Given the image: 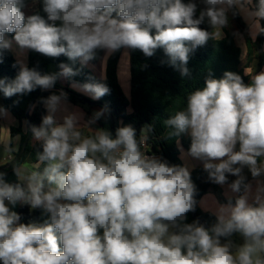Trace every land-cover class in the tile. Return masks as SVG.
Segmentation results:
<instances>
[{
    "label": "clouds",
    "instance_id": "1",
    "mask_svg": "<svg viewBox=\"0 0 264 264\" xmlns=\"http://www.w3.org/2000/svg\"><path fill=\"white\" fill-rule=\"evenodd\" d=\"M40 2L47 19L26 16L28 0H0V63L14 41L18 68L14 79L0 78V93H51L40 98L46 109L41 123L28 125L41 148L35 165L13 166L15 184L0 171V264H264V71L251 74L247 84L231 71L220 79L209 73L186 107L164 120L170 136L190 137L188 155L202 162L208 180L235 194L205 227L186 222L198 203L189 168L144 150L152 124L139 135L131 124L115 135L93 129L109 114L106 105L84 121L82 112L67 111L63 89L51 91L80 69L60 63L58 72L41 74L26 63L28 51L64 55L83 68L101 51L105 58L121 50L124 57L135 50L152 57L162 48L167 63L191 77L190 54L209 39L224 38L230 13L243 19L253 42L264 35V0H200L202 8L196 0ZM205 22L211 32L200 27ZM233 36L242 40L239 32ZM70 87L93 100L110 93L104 82L72 80ZM7 115L0 106V117ZM4 148L15 161L17 149L11 142ZM17 203L41 209L48 220L20 223L10 208ZM235 234L242 244L233 242Z\"/></svg>",
    "mask_w": 264,
    "mask_h": 264
},
{
    "label": "trees",
    "instance_id": "2",
    "mask_svg": "<svg viewBox=\"0 0 264 264\" xmlns=\"http://www.w3.org/2000/svg\"><path fill=\"white\" fill-rule=\"evenodd\" d=\"M36 1L37 10L32 14H39L47 19L42 3L40 0ZM183 2L187 3L188 0H183ZM231 17L240 33L245 36L248 48L250 50L255 49L258 52L259 62L262 64L264 61V35H259L256 41L253 42L248 36L247 25L243 19L239 16L233 17L231 15ZM200 27L209 32L212 31L207 22L201 24ZM224 34L223 39H209L204 46L198 47L190 54L187 67L191 71V77H181L180 73L167 63L168 57L162 48L157 49L152 57L144 56L139 50L130 51L131 89L129 99L124 94L118 77V65L123 50L109 56L103 80L92 72L87 65L81 68L79 61L73 64L64 55L58 58H50L34 51H28L27 65L29 68H35L41 74H49L51 66L55 67L56 72H58L60 63H66L75 69H80L78 75L67 79L66 86H61L57 81L51 91L58 92L63 89L68 94L67 101L73 105H86L92 102L100 109L106 105L109 114L97 123L100 128L108 129L113 135H115L116 128L122 125L131 124L137 130V135H139L143 125L152 124L154 132L150 134L146 152L149 155H159L160 158L171 165L184 166L180 158V151L181 148L189 151L190 137L188 135L170 136L169 133L172 130L165 127L164 120L174 115L176 111L183 110L186 107L187 96L196 89L204 87L205 78L209 73L213 78L220 79L223 78L226 71H231L239 74L244 82L248 83L249 78L242 67V50L231 31L225 28ZM6 38L12 39V34H6ZM98 60L99 56L88 63L96 64ZM15 62L16 57L12 51L4 52L3 61L0 63V78H7L8 80L15 78L18 72V68L14 67ZM72 80L78 83L104 82L109 87L110 93L99 100H93L89 95L73 90L70 87ZM37 93V99L33 104L35 107H31L27 113V108ZM50 94L49 91H43L39 88L31 93L14 95L10 98L4 97L0 93V106L6 108L20 122L25 123L27 121V124L25 123L27 128L28 125L38 126L41 123L42 116L46 115L43 103L39 102L40 98L47 97ZM17 131V129L12 128L11 134L15 135ZM27 135L28 133L23 135L22 145ZM40 150L39 142L36 141L32 144L29 141L25 152L15 164L0 169V171L6 173V181L13 184L18 183L13 166L24 164L28 159L32 164H35L36 153ZM191 179L197 189L196 200L198 203L195 209L197 219L192 216V212H189L186 222L191 223L194 220H199L200 223L211 227L216 222V217L212 213L200 209L201 199L210 191L216 193L222 203H227L228 199L222 195L217 184L208 180V174L202 167L191 172ZM231 181L229 179V182ZM18 214L21 217L19 222L24 224L36 223L42 225L48 220V216L41 209H32L26 204L20 205Z\"/></svg>",
    "mask_w": 264,
    "mask_h": 264
},
{
    "label": "crops",
    "instance_id": "3",
    "mask_svg": "<svg viewBox=\"0 0 264 264\" xmlns=\"http://www.w3.org/2000/svg\"><path fill=\"white\" fill-rule=\"evenodd\" d=\"M196 2H197L199 7H201V8L203 7L202 4L200 3V0H196ZM37 6L38 5H37L36 0H35V2H33V0H30L27 3V6L25 8H23L22 10L24 11L25 15L28 16L37 10ZM229 17H230L231 25L227 29L231 32L232 31H235V32L239 31L237 26H236V23L234 22V20L232 19L230 14H229ZM239 33H240V31H239ZM248 36H249V34H248ZM236 41L242 50V56H241L242 67L245 70V74H246V72L249 74V75H247V74L246 75L249 78L248 83H250V75L251 74H256V73H259L261 71H264V61L262 64H260L259 58H258V52L255 49L250 50L248 48L246 38L243 34H242V40H238L236 38ZM27 56H28V52H27ZM97 56H99L98 62L96 64H89L88 63L87 67L91 71H93L99 78H102V77L105 78L106 63H107L109 56L107 58H105V53L102 51L98 52ZM263 60H264V58H263ZM26 63H27V59H26ZM119 64H120V61H119ZM49 72H50V69H49ZM55 72H56V68L54 67V70L51 73H55ZM118 77L120 79L119 65H118ZM58 83L61 86H66L67 85V79L60 78V79H58ZM124 92H125V90H124ZM65 107H66L68 112H72V111L82 112L84 115V121H86L88 118H90L94 112L100 110V108L97 106H92V107H90V109H86L84 107L75 106V105L69 103L68 101H67ZM84 121H82L81 123H83ZM92 127H93V129L100 128L98 126L97 122H96V124L92 125ZM12 128H15L18 130L17 133H15V135L11 134ZM27 133H28L27 125L24 122L22 123L18 119H16L10 112H8V115L6 117H0V169L3 167H8L7 165L11 161L7 151H5L4 146L6 144H8L9 142H11V145L17 149V151L15 152V154L17 155L21 151V148H22L23 135L27 134ZM85 133L88 134L86 130H85ZM17 137H19V138L17 139ZM30 141L32 144L34 142H36V141H33L32 139ZM188 152L189 151H185L184 149L181 148L180 158L182 160L183 165L187 166L189 168L190 173L197 168H200V167L203 168L202 162L192 158L190 155H188ZM24 164L29 165V166L35 165V164H32V162L29 159ZM245 174L250 178L249 181H252L251 174L247 168L245 169ZM229 179L233 180V179H235V177L229 176ZM252 182H253V185L255 186V182L254 181H252ZM217 186L220 189V192L222 193V195L226 199H228L230 196L234 197L235 194H232L227 189V185H224V186L217 185ZM222 204H225V203L220 202L216 193H214L213 191H210L201 199V201L199 203V207L202 211L209 212V213H212L214 215V213L216 212V209L219 207V205H222ZM20 205H21V203H20Z\"/></svg>",
    "mask_w": 264,
    "mask_h": 264
},
{
    "label": "rangeland",
    "instance_id": "4",
    "mask_svg": "<svg viewBox=\"0 0 264 264\" xmlns=\"http://www.w3.org/2000/svg\"><path fill=\"white\" fill-rule=\"evenodd\" d=\"M229 22H230V17H229ZM57 24H59V22H57ZM230 25H231V22L229 23V26ZM233 32H235V31H232V33ZM237 32H239V31H237ZM15 48H16V45L13 42L14 51H12V52H13L14 56L17 59ZM53 70H54V67L51 66L49 74H51V72ZM119 75H120L119 81H120L121 87L123 89V92L125 90L124 94L129 99L130 98V89H131V76H130L129 56L128 57H124L123 56V52H122L121 59H120V64H119ZM75 106H80V107H84L86 109H90V107H92L93 105L88 103L86 105H75ZM63 114H65V113H63V112L62 113H58V115H63ZM231 239L237 245L243 243V238L239 234H235Z\"/></svg>",
    "mask_w": 264,
    "mask_h": 264
},
{
    "label": "water",
    "instance_id": "5",
    "mask_svg": "<svg viewBox=\"0 0 264 264\" xmlns=\"http://www.w3.org/2000/svg\"><path fill=\"white\" fill-rule=\"evenodd\" d=\"M37 96H38V93H37V95L35 96V98L32 100V102L30 103V105L28 106V108H27V113L29 112V110H30V108L32 107V105L35 103V101H36V99H37ZM90 104L93 105V106H95V103L90 102ZM30 139H31V133H30V131H28V135L26 136V138H25V140H24V142H23V145H22V149H21V151H20L17 155H16L15 153L12 154V155L15 156V161L11 160L10 163L7 165L8 167H10L11 165L15 164V163L21 158V156L23 155V153H24L25 150H26V147H27V145H28ZM238 147H239V146L237 145V150H238ZM19 207H20V203H17L15 206H11V205H10L11 210H13V211H15V212H17V213H18V211H19ZM192 216H193L195 219H197V215H196L195 211L192 212ZM201 224H203V223H201ZM203 225H204L205 227H207L205 224H203Z\"/></svg>",
    "mask_w": 264,
    "mask_h": 264
},
{
    "label": "built area",
    "instance_id": "6",
    "mask_svg": "<svg viewBox=\"0 0 264 264\" xmlns=\"http://www.w3.org/2000/svg\"><path fill=\"white\" fill-rule=\"evenodd\" d=\"M144 150L146 151L147 150V146L144 148ZM155 156H157V157H159L160 158V156L159 155H155ZM7 203V202H6Z\"/></svg>",
    "mask_w": 264,
    "mask_h": 264
}]
</instances>
